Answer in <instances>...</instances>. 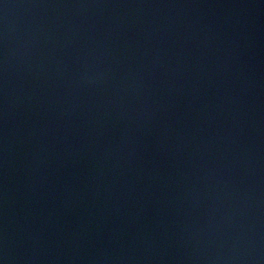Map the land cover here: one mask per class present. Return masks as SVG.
I'll return each instance as SVG.
<instances>
[{
	"label": "water",
	"instance_id": "obj_1",
	"mask_svg": "<svg viewBox=\"0 0 264 264\" xmlns=\"http://www.w3.org/2000/svg\"><path fill=\"white\" fill-rule=\"evenodd\" d=\"M110 0H0V264H80Z\"/></svg>",
	"mask_w": 264,
	"mask_h": 264
}]
</instances>
